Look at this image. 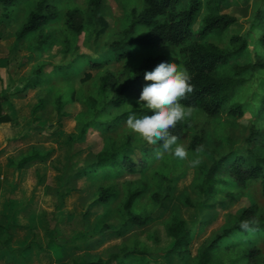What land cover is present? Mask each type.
<instances>
[{
  "label": "rangeland",
  "instance_id": "rangeland-1",
  "mask_svg": "<svg viewBox=\"0 0 264 264\" xmlns=\"http://www.w3.org/2000/svg\"><path fill=\"white\" fill-rule=\"evenodd\" d=\"M38 1L21 0L20 4L8 8V19L0 18V93L7 96L2 108L11 119L10 123L0 125V264H84L96 259L106 261L119 252L122 244L131 245L133 241L162 252L170 247L165 237V223L175 215L184 220L193 233L189 247L193 258L198 248L208 244L215 233L225 226L229 217L249 207L252 200L264 218V198L260 195L258 185H253L245 193L225 190L199 211L184 207L179 201L183 195L195 200L194 190L212 158L229 149H239L252 126L264 129V117L254 118L249 113L241 119L231 120L225 115L206 119L193 111L187 122H184L183 133L178 141L187 146L188 157L185 160L165 154L156 160L153 168L144 176L138 173L137 168L132 174H125L117 180L100 174L71 177L66 185L68 192L60 200V186L68 160L75 166L84 167L94 161L96 153L106 144L114 143L124 148L134 161H138L141 147H156L148 145L138 134L129 130L125 122L110 134L102 135L93 130H88L85 135L80 134V127L89 114L87 97L100 98V78L109 73L114 75V83L106 92L107 97L111 98L146 56L162 54L177 65L180 56L178 48L168 45L154 50H136L130 58L119 63L93 70L83 66L79 74L70 77V81L60 75L57 77L53 73L55 67L67 65L79 55L96 58L106 42L116 40L127 23L129 10L140 9L142 0H105L99 15L103 16L108 27L98 39L94 38L96 27L93 22H84L85 29L78 38L63 23L67 9L73 7L83 10L86 18L91 17L87 10L88 0H50L56 4L61 20L43 27L42 32L49 35L50 44L42 52L34 50L36 34L27 36V41L17 45L14 36ZM260 2L227 0L221 14L236 17L237 24L218 37L209 35L205 41L230 49V36L247 33ZM2 10L0 5V15ZM205 13L206 10H201L194 30ZM258 36L254 32L248 38V49L240 62H247L248 54L252 56L253 51H257L264 59L263 51L256 49ZM41 65L47 75L46 81L21 92L31 70ZM85 72L91 74V79L82 83L80 80ZM254 89L255 84L249 93L246 90L243 95L247 96ZM69 91L71 102L62 110L67 117L58 119L57 97ZM239 96L242 97V91ZM40 99L43 105L38 112L33 113L32 107ZM131 105L130 101L124 108ZM122 109L114 114L120 113ZM202 128L207 130L210 138L212 155L189 150V143ZM33 150L41 154L49 152V156L42 162H34L23 170H16V163ZM237 153L242 154V150ZM161 174L170 179L176 198L165 216L144 228H134L121 238L115 237L112 232L95 234V230L103 223L115 229L122 222L119 206L129 183L150 185V192ZM111 185L119 190V199L110 205L92 204L99 188ZM138 208H151L147 196L139 202ZM160 212L157 211L156 216ZM154 232L159 236L158 243L152 241ZM52 237H55L56 244H51ZM28 244L32 246L28 252L17 251ZM151 264L181 263L175 257H161L152 260Z\"/></svg>",
  "mask_w": 264,
  "mask_h": 264
},
{
  "label": "trees",
  "instance_id": "trees-1",
  "mask_svg": "<svg viewBox=\"0 0 264 264\" xmlns=\"http://www.w3.org/2000/svg\"><path fill=\"white\" fill-rule=\"evenodd\" d=\"M105 0H88L87 10L91 17L86 18L85 12L78 7L67 9L64 15V25L77 38L85 29L84 22H93L96 27L94 38L98 39L107 30V22L99 15ZM21 0H0L2 14L0 18L8 19V8L20 4ZM227 0H142L140 9L131 8L127 14V23L119 32L116 40L106 42L96 58L79 55L64 66L55 67L53 73L58 77L70 81L72 75L81 72L83 66L90 70L99 69L111 63H119L130 58L136 50L156 49L162 46L178 48L180 63L187 69L194 86V92L181 101L186 107L206 119H215L225 115L228 119L238 120L249 113L254 118L264 117V59L256 51L252 56L248 54L247 62H240L248 49V38L254 33L259 34L256 49L264 53V0L256 7L251 19L249 30L244 35H232L229 38L230 49L221 48L215 43L206 42L209 35L218 37L229 28L237 24L238 19L228 14H221V9ZM206 10L194 30L196 19L201 10ZM61 20V14L55 3L50 0H39L31 10L26 20L15 32V44L27 41V36L37 35L35 51L42 52L50 44L49 35H44V26ZM99 27V29H97ZM33 38V37H32ZM31 40V39H30ZM29 41V40H28ZM48 45V46H47ZM170 62L165 55L150 54L136 67L127 80L119 86L113 96L108 98L106 92L114 83V75L109 73L100 78L99 95L87 97L86 105L89 114L80 127V134L85 135L88 130L99 134L115 132L127 120L128 115L137 118L152 113L139 96L146 84L145 72L152 71L160 62ZM40 67L31 70L26 78L21 92H26L44 83L47 75ZM91 79V74L85 72L82 83ZM255 89L247 96L252 85ZM242 91V97L239 93ZM7 96L0 93V124L10 123L11 119L3 111L2 104ZM131 101L132 105H126ZM71 102L70 91L58 95L56 111L58 119L67 117L63 108ZM43 105L40 99L32 107L36 113ZM123 108V109H122ZM122 109L120 113L115 111ZM184 122H180L172 129V134L179 138L183 133ZM207 130L202 128L189 143V150L197 152L198 146H203L204 155H212L213 149ZM154 148L141 147L140 158L134 161L124 148L114 143L106 144L96 153L95 159L84 167L75 166L68 160L60 186L59 199L68 192L66 187L71 177L100 174L105 178L117 180L125 174H132L138 168V173L144 176L156 163ZM242 150V154L237 153ZM49 156L33 150L22 157L15 165L16 170H23L34 162H42ZM182 174L181 176H183ZM253 185H258L260 195L264 198V129L250 128L244 144L237 150L229 149L212 158L194 190L195 200L189 195L179 198L184 207L199 211L205 209L216 196L228 190L245 193ZM150 185H134L129 183L124 189L119 206L122 222L117 228L101 224L95 234L112 232L117 238L125 236L134 228H144L165 216L176 200L173 195V185L164 174L156 179L154 188ZM147 196L151 208L139 209V202ZM120 192L111 185L100 187L92 204L110 205L117 201ZM161 211L156 216L157 211ZM258 219L259 231L245 232L240 229L242 220ZM165 237L170 247L162 252L150 249L146 244L133 241L131 245L122 244L117 254L111 255L109 260L96 259L84 264H151L154 259L161 257H175L181 264H264V218L258 212L254 200L250 206L239 210L233 217L226 220L225 226L210 239L206 245H201L195 257L191 258L190 244L193 233L186 222L177 215L165 223ZM153 243H158L156 232L151 235ZM55 237L50 239L55 243ZM40 247V246H39ZM30 244L17 250L26 253L31 250ZM77 264V263H76Z\"/></svg>",
  "mask_w": 264,
  "mask_h": 264
},
{
  "label": "clouds",
  "instance_id": "clouds-1",
  "mask_svg": "<svg viewBox=\"0 0 264 264\" xmlns=\"http://www.w3.org/2000/svg\"><path fill=\"white\" fill-rule=\"evenodd\" d=\"M191 79L187 69L166 61L160 62L152 71L144 74V80L150 83L143 87L139 102L152 114L139 118L130 114L125 126L138 134L148 145L158 146L154 152L157 159H161L165 154L180 160L188 157L187 146L178 142L180 138L172 134V129L180 122H187L192 115L193 109L181 103L194 92ZM196 151H203V146H198ZM239 227L245 232L255 233L259 231L260 224L259 220L254 218L242 220Z\"/></svg>",
  "mask_w": 264,
  "mask_h": 264
},
{
  "label": "crops",
  "instance_id": "crops-1",
  "mask_svg": "<svg viewBox=\"0 0 264 264\" xmlns=\"http://www.w3.org/2000/svg\"><path fill=\"white\" fill-rule=\"evenodd\" d=\"M6 66H7V64H6ZM6 124H8V123H6ZM1 125V124H0Z\"/></svg>",
  "mask_w": 264,
  "mask_h": 264
}]
</instances>
